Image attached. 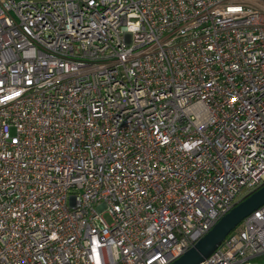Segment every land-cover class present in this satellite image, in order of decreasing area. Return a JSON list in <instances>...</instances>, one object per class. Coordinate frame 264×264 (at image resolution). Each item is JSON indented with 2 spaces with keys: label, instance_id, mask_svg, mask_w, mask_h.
Returning a JSON list of instances; mask_svg holds the SVG:
<instances>
[{
  "label": "built area",
  "instance_id": "obj_1",
  "mask_svg": "<svg viewBox=\"0 0 264 264\" xmlns=\"http://www.w3.org/2000/svg\"><path fill=\"white\" fill-rule=\"evenodd\" d=\"M264 184V0H0V264H170ZM264 256V205L200 264Z\"/></svg>",
  "mask_w": 264,
  "mask_h": 264
},
{
  "label": "water",
  "instance_id": "obj_2",
  "mask_svg": "<svg viewBox=\"0 0 264 264\" xmlns=\"http://www.w3.org/2000/svg\"><path fill=\"white\" fill-rule=\"evenodd\" d=\"M263 205L264 184L238 202L202 238L170 264H200L221 245L244 218Z\"/></svg>",
  "mask_w": 264,
  "mask_h": 264
},
{
  "label": "trees",
  "instance_id": "obj_3",
  "mask_svg": "<svg viewBox=\"0 0 264 264\" xmlns=\"http://www.w3.org/2000/svg\"><path fill=\"white\" fill-rule=\"evenodd\" d=\"M253 191L254 189H243L238 196V202H240L243 198H245L247 195H249Z\"/></svg>",
  "mask_w": 264,
  "mask_h": 264
},
{
  "label": "rangeland",
  "instance_id": "obj_4",
  "mask_svg": "<svg viewBox=\"0 0 264 264\" xmlns=\"http://www.w3.org/2000/svg\"><path fill=\"white\" fill-rule=\"evenodd\" d=\"M250 264H264V256L263 257H257L250 261Z\"/></svg>",
  "mask_w": 264,
  "mask_h": 264
}]
</instances>
